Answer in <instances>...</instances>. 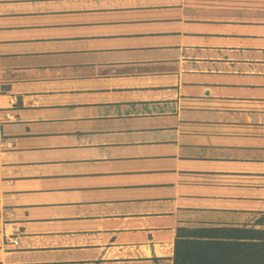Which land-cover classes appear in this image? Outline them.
<instances>
[{
	"label": "crops",
	"instance_id": "0c3cea01",
	"mask_svg": "<svg viewBox=\"0 0 264 264\" xmlns=\"http://www.w3.org/2000/svg\"><path fill=\"white\" fill-rule=\"evenodd\" d=\"M0 111V264L264 229V0H0Z\"/></svg>",
	"mask_w": 264,
	"mask_h": 264
},
{
	"label": "trees",
	"instance_id": "16d2710c",
	"mask_svg": "<svg viewBox=\"0 0 264 264\" xmlns=\"http://www.w3.org/2000/svg\"><path fill=\"white\" fill-rule=\"evenodd\" d=\"M175 264H264V229L181 227Z\"/></svg>",
	"mask_w": 264,
	"mask_h": 264
},
{
	"label": "built area",
	"instance_id": "2783aa9c",
	"mask_svg": "<svg viewBox=\"0 0 264 264\" xmlns=\"http://www.w3.org/2000/svg\"><path fill=\"white\" fill-rule=\"evenodd\" d=\"M15 100L14 99H11V104H13V105H15ZM0 113H1V111H0ZM2 115V114H1ZM0 115V120L1 121H3V118L4 117H6V118H4V120L5 121H13V120H15L16 118H15V116L13 115V114H10V113H8V114H6V116H4L3 118H2V116ZM11 146V145H10ZM13 244L15 245V246H17V245H19V241L18 240H15V241H13Z\"/></svg>",
	"mask_w": 264,
	"mask_h": 264
}]
</instances>
